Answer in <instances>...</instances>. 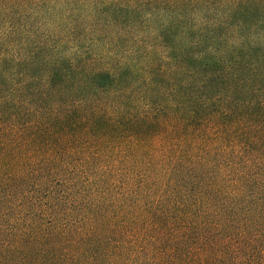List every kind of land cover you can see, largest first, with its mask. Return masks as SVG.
Returning <instances> with one entry per match:
<instances>
[{
	"label": "trees",
	"instance_id": "trees-1",
	"mask_svg": "<svg viewBox=\"0 0 264 264\" xmlns=\"http://www.w3.org/2000/svg\"><path fill=\"white\" fill-rule=\"evenodd\" d=\"M0 264H264V0H0Z\"/></svg>",
	"mask_w": 264,
	"mask_h": 264
}]
</instances>
